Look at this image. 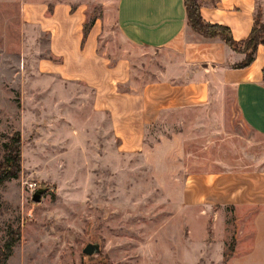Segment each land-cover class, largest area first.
I'll return each instance as SVG.
<instances>
[{
    "label": "rangeland",
    "instance_id": "1",
    "mask_svg": "<svg viewBox=\"0 0 264 264\" xmlns=\"http://www.w3.org/2000/svg\"><path fill=\"white\" fill-rule=\"evenodd\" d=\"M61 2L84 7L86 25L106 19L112 55L128 47L115 0H0V163L5 144L22 140L19 177L0 185V246L21 236L7 264H245L239 256L252 239L244 212L190 204L182 193L190 175L264 171V136L243 122L228 92L151 127L143 152L119 155L112 133L107 147L91 112L77 110L74 89L40 70L52 60L49 36L22 9L44 3L49 14ZM183 145L181 162L170 153ZM40 188L48 192L34 202ZM89 244L100 252L84 254Z\"/></svg>",
    "mask_w": 264,
    "mask_h": 264
},
{
    "label": "crops",
    "instance_id": "2",
    "mask_svg": "<svg viewBox=\"0 0 264 264\" xmlns=\"http://www.w3.org/2000/svg\"><path fill=\"white\" fill-rule=\"evenodd\" d=\"M199 1L204 21L229 28L237 42L248 39L259 10L264 22V0ZM115 2V26L128 47L113 55L105 40L106 19L96 18L85 37L84 7L73 10L61 2L49 14L44 3L26 4L22 9L24 20L49 36L52 60L42 61L40 70L74 89L77 110L91 112L93 123L106 132L107 147L111 132L119 155L141 153L151 127L225 99L228 92L233 93L243 122L264 136L263 45L250 66L237 69L245 55L221 39L194 32L184 0ZM175 139L166 142L173 145ZM170 154L182 162L184 145L177 154ZM188 178L193 182L188 181L183 190L185 202L205 200L244 212L252 245L239 258L245 264H264V171Z\"/></svg>",
    "mask_w": 264,
    "mask_h": 264
},
{
    "label": "trees",
    "instance_id": "3",
    "mask_svg": "<svg viewBox=\"0 0 264 264\" xmlns=\"http://www.w3.org/2000/svg\"><path fill=\"white\" fill-rule=\"evenodd\" d=\"M188 23L192 30L207 39H221L231 49L245 55L244 60L235 65L241 69L250 66L257 53L258 48L264 46V23L262 14L259 11L255 17V22L250 36L247 40L237 42L229 28L208 24L201 14V3L199 0H184ZM93 23L85 26L84 33L87 36ZM260 29V30H259ZM263 30V32L261 31ZM264 75V69H263ZM21 136L19 134L12 137L11 141L5 144L4 157L0 163V185L6 181L17 179L22 169L21 164ZM21 239L20 233L15 232L9 235L4 246H0V264H7L13 253L15 244Z\"/></svg>",
    "mask_w": 264,
    "mask_h": 264
},
{
    "label": "water",
    "instance_id": "4",
    "mask_svg": "<svg viewBox=\"0 0 264 264\" xmlns=\"http://www.w3.org/2000/svg\"><path fill=\"white\" fill-rule=\"evenodd\" d=\"M47 192H48V189H46V188L45 189H43V188L38 189L33 196V201L34 202H41L42 196L44 194H46ZM99 252H100V247L98 244H89L84 249V254L89 255V256L96 255Z\"/></svg>",
    "mask_w": 264,
    "mask_h": 264
}]
</instances>
